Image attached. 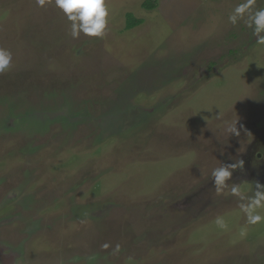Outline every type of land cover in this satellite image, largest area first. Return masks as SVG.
I'll return each mask as SVG.
<instances>
[{
  "label": "rangeland",
  "instance_id": "1",
  "mask_svg": "<svg viewBox=\"0 0 264 264\" xmlns=\"http://www.w3.org/2000/svg\"><path fill=\"white\" fill-rule=\"evenodd\" d=\"M144 1L74 39L55 0H0V264H264V0Z\"/></svg>",
  "mask_w": 264,
  "mask_h": 264
},
{
  "label": "clouds",
  "instance_id": "2",
  "mask_svg": "<svg viewBox=\"0 0 264 264\" xmlns=\"http://www.w3.org/2000/svg\"><path fill=\"white\" fill-rule=\"evenodd\" d=\"M45 0H38V4L43 6ZM253 0H247L246 4L237 5L228 16V21L235 25L244 18V14L251 7ZM55 5L59 8L70 22V35L76 39L81 34L89 37L101 36L107 26L108 8L104 0H55ZM247 26L252 28L253 35L257 43L264 45V8H259L248 15ZM12 53L6 48H0V74L10 70L12 66ZM236 123L229 126L228 130L232 134H237ZM231 175L229 166L214 168L211 173L214 185L219 191ZM257 191L248 203L241 204L240 207L248 215L249 222L257 223L261 220L259 214H255V209L264 205V185H256ZM233 193L237 189H232ZM107 247V245H105ZM119 246H117V251Z\"/></svg>",
  "mask_w": 264,
  "mask_h": 264
},
{
  "label": "trees",
  "instance_id": "3",
  "mask_svg": "<svg viewBox=\"0 0 264 264\" xmlns=\"http://www.w3.org/2000/svg\"><path fill=\"white\" fill-rule=\"evenodd\" d=\"M142 7L146 9H153L155 7V4L154 2L146 0L142 3ZM142 22L143 20L141 18L135 17L133 13L131 12H127L125 14V28L126 29L134 28L135 26H138Z\"/></svg>",
  "mask_w": 264,
  "mask_h": 264
}]
</instances>
